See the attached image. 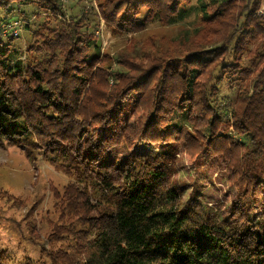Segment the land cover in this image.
<instances>
[{"label": "trees", "instance_id": "trees-1", "mask_svg": "<svg viewBox=\"0 0 264 264\" xmlns=\"http://www.w3.org/2000/svg\"><path fill=\"white\" fill-rule=\"evenodd\" d=\"M94 1L68 14L60 0H0V144H28L70 178L31 243L50 264H264V0ZM27 8L46 17L23 20L21 58L2 14ZM189 8L192 34L101 51V20L122 34ZM141 143L181 146L196 168L220 159L230 207L182 200L170 152Z\"/></svg>", "mask_w": 264, "mask_h": 264}, {"label": "rangeland", "instance_id": "rangeland-1", "mask_svg": "<svg viewBox=\"0 0 264 264\" xmlns=\"http://www.w3.org/2000/svg\"><path fill=\"white\" fill-rule=\"evenodd\" d=\"M60 1L65 4L68 14L78 11L79 8L82 9L84 4L97 9L94 0ZM196 1L192 0L193 4ZM27 9L28 16L23 18L20 16L24 11L2 14V17L9 23L7 26L17 31L19 35L12 43L22 50L21 58L27 56L24 50L31 36L30 32L23 30V20L26 19L36 27L46 17V15H37L35 9ZM259 11L264 13L263 9ZM194 17V9L189 8V13L183 20L171 25L153 22L140 31L122 34L111 33L101 20L96 33L99 35L103 52L113 53L125 50L130 46L127 43L131 37L139 39L142 42V48H149L147 49L149 51L150 45L145 41L148 37L153 38L157 45H161L162 36L169 40L182 38L185 31L192 34L195 26H198ZM148 149H152L153 152H170L173 179L180 185L182 200L190 202L198 210H204L212 216L222 214L230 207L235 190L229 188L225 180L226 171L220 159L206 158L203 167L196 168L193 159L182 150L181 146L173 151L170 145L151 146L141 143L136 151ZM29 150L28 144H23L21 147L0 144V255L2 264H24L27 261L31 264H50L45 255L39 254L38 246L31 243L30 238L36 237V234L30 236L29 233L34 231L47 235L49 225L46 223V218L48 215L51 216L50 211L53 210L55 201L52 189L61 190L62 186L70 180L61 168L46 161L42 155L34 156ZM109 158L110 156H107L105 160ZM87 189L93 198L97 196V192L91 186ZM29 218L36 221V229L26 223Z\"/></svg>", "mask_w": 264, "mask_h": 264}]
</instances>
